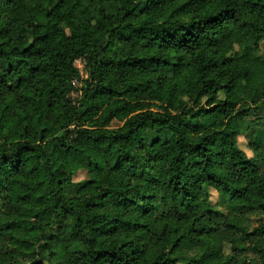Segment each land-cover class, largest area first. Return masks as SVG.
<instances>
[{
	"label": "clouds",
	"instance_id": "9594fccd",
	"mask_svg": "<svg viewBox=\"0 0 264 264\" xmlns=\"http://www.w3.org/2000/svg\"><path fill=\"white\" fill-rule=\"evenodd\" d=\"M0 264H264V0H0Z\"/></svg>",
	"mask_w": 264,
	"mask_h": 264
}]
</instances>
